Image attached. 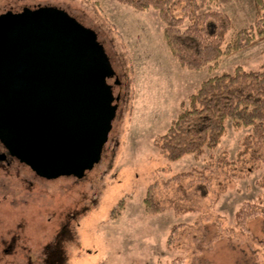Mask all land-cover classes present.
<instances>
[{"label":"rangeland","instance_id":"rangeland-1","mask_svg":"<svg viewBox=\"0 0 264 264\" xmlns=\"http://www.w3.org/2000/svg\"><path fill=\"white\" fill-rule=\"evenodd\" d=\"M183 4L173 3L175 14ZM40 5L63 8L98 34L121 79L113 87L119 106L100 162L83 178L44 179L27 164L0 161V264H264V159L253 149L237 160L251 128L230 119L216 148L176 161L155 144L204 80L238 65L263 69L264 40L195 70L169 51L154 8L138 11L119 0H0V13ZM208 8L230 16L232 33L255 20L254 0H216ZM194 169V177L163 186ZM156 181L167 208L153 213L144 199ZM248 201L261 213L242 230L235 214ZM174 224L182 226L168 245Z\"/></svg>","mask_w":264,"mask_h":264},{"label":"water","instance_id":"water-1","mask_svg":"<svg viewBox=\"0 0 264 264\" xmlns=\"http://www.w3.org/2000/svg\"><path fill=\"white\" fill-rule=\"evenodd\" d=\"M121 84L98 34L54 5L0 14V123L7 149L47 178L100 162Z\"/></svg>","mask_w":264,"mask_h":264},{"label":"trees","instance_id":"trees-1","mask_svg":"<svg viewBox=\"0 0 264 264\" xmlns=\"http://www.w3.org/2000/svg\"><path fill=\"white\" fill-rule=\"evenodd\" d=\"M119 1L138 11L149 8L158 11L164 23L163 33L169 51L185 68L200 70L206 66L217 67L223 57L264 40V0H254V23L234 33L230 16L208 8L216 0H181L184 2L181 15L173 11L176 0ZM230 119L235 127L251 128V132L243 138L237 160H242L253 149H257L264 159V67L247 70L238 65L231 72L204 80L189 95L168 130L156 138L155 144L171 161L188 154L201 156L207 148L214 149L219 145ZM13 160L21 163L16 157H11V162ZM197 172L194 169L177 173L163 181V186L168 188L171 182L194 177ZM202 176L209 180L207 176ZM260 182L264 186V173ZM160 185L158 181L152 183L144 199L147 210L153 213L167 208L157 196ZM259 212V203L245 202L235 214V226L247 230L248 220L258 216ZM181 226H172L168 245ZM229 231H234V228Z\"/></svg>","mask_w":264,"mask_h":264},{"label":"flooded vegetation","instance_id":"flooded-vegetation-1","mask_svg":"<svg viewBox=\"0 0 264 264\" xmlns=\"http://www.w3.org/2000/svg\"><path fill=\"white\" fill-rule=\"evenodd\" d=\"M7 140H8L7 134H6L5 130L1 127V123H0V161L6 162L8 164L11 162V157H13V156L9 153V151L7 149V146H6ZM37 174H39V173H37ZM40 176L43 177L44 179H55V178H47V177H44L42 175H40Z\"/></svg>","mask_w":264,"mask_h":264}]
</instances>
